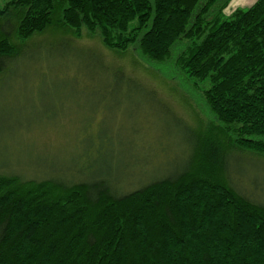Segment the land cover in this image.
I'll list each match as a JSON object with an SVG mask.
<instances>
[{
	"label": "trees",
	"instance_id": "16d2710c",
	"mask_svg": "<svg viewBox=\"0 0 264 264\" xmlns=\"http://www.w3.org/2000/svg\"><path fill=\"white\" fill-rule=\"evenodd\" d=\"M3 0L0 72L12 37L51 27L157 63L199 90L214 128L186 165L117 194L106 179L0 174V264H264V205L227 173V149L264 154V0Z\"/></svg>",
	"mask_w": 264,
	"mask_h": 264
},
{
	"label": "rangeland",
	"instance_id": "374dc122",
	"mask_svg": "<svg viewBox=\"0 0 264 264\" xmlns=\"http://www.w3.org/2000/svg\"><path fill=\"white\" fill-rule=\"evenodd\" d=\"M11 37L19 52L0 72V174L103 178L125 194L178 173L200 137L228 146L171 60L107 48L85 30ZM226 158L234 188L264 205V154L228 148Z\"/></svg>",
	"mask_w": 264,
	"mask_h": 264
},
{
	"label": "crops",
	"instance_id": "0c3cea01",
	"mask_svg": "<svg viewBox=\"0 0 264 264\" xmlns=\"http://www.w3.org/2000/svg\"><path fill=\"white\" fill-rule=\"evenodd\" d=\"M254 1L255 0H231L228 6L224 9V12L229 14L236 8H242L251 5Z\"/></svg>",
	"mask_w": 264,
	"mask_h": 264
}]
</instances>
